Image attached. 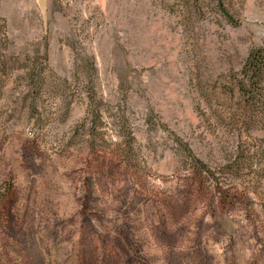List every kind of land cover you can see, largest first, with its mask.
Wrapping results in <instances>:
<instances>
[{
  "label": "rangeland",
  "instance_id": "1",
  "mask_svg": "<svg viewBox=\"0 0 264 264\" xmlns=\"http://www.w3.org/2000/svg\"><path fill=\"white\" fill-rule=\"evenodd\" d=\"M255 48L264 0H0V264L97 201L143 264H264Z\"/></svg>",
  "mask_w": 264,
  "mask_h": 264
},
{
  "label": "flooded vegetation",
  "instance_id": "2",
  "mask_svg": "<svg viewBox=\"0 0 264 264\" xmlns=\"http://www.w3.org/2000/svg\"><path fill=\"white\" fill-rule=\"evenodd\" d=\"M95 203L92 213H88L90 216L82 218L80 238L77 237V215L71 216L70 224L60 220L55 239V264H143L151 256L150 250L142 248L140 238L111 232L114 230L108 221L107 207L100 201Z\"/></svg>",
  "mask_w": 264,
  "mask_h": 264
},
{
  "label": "trees",
  "instance_id": "3",
  "mask_svg": "<svg viewBox=\"0 0 264 264\" xmlns=\"http://www.w3.org/2000/svg\"><path fill=\"white\" fill-rule=\"evenodd\" d=\"M263 48H255L251 50L246 63L244 65V70L247 76L246 81H250L255 87L261 83L262 79V67L264 65V54ZM249 73H253L252 76ZM245 83H242V88H244Z\"/></svg>",
  "mask_w": 264,
  "mask_h": 264
}]
</instances>
